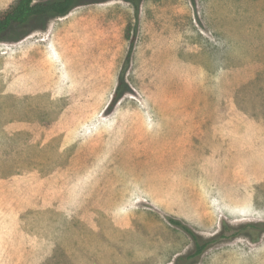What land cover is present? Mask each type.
Masks as SVG:
<instances>
[{"label":"rangeland","instance_id":"374dc122","mask_svg":"<svg viewBox=\"0 0 264 264\" xmlns=\"http://www.w3.org/2000/svg\"><path fill=\"white\" fill-rule=\"evenodd\" d=\"M171 220L264 222V0H77L6 34L0 264H172ZM195 264H264V233Z\"/></svg>","mask_w":264,"mask_h":264},{"label":"trees","instance_id":"16d2710c","mask_svg":"<svg viewBox=\"0 0 264 264\" xmlns=\"http://www.w3.org/2000/svg\"><path fill=\"white\" fill-rule=\"evenodd\" d=\"M77 0H55L52 2H37L36 0H14L11 5L0 10V40L14 29H23L31 21L55 16L64 17L74 6ZM131 29L128 27L125 32V37L133 43ZM126 88L123 79L119 77L118 85L114 92V100L121 89ZM175 226L183 230L193 243L192 251L178 255L172 264H195L199 257L209 248L220 244L224 241H229L239 236H245L251 242H257L262 233H264V222H247L239 225H230L223 221L220 230L207 238L193 232L187 226L178 221H170Z\"/></svg>","mask_w":264,"mask_h":264}]
</instances>
